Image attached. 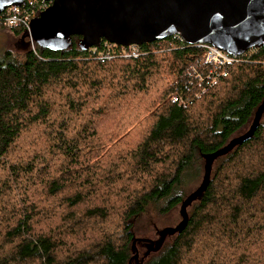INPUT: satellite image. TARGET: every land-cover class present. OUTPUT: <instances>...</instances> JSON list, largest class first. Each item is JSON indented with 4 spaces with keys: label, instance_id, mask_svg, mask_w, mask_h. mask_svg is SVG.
<instances>
[{
    "label": "trees",
    "instance_id": "16d2710c",
    "mask_svg": "<svg viewBox=\"0 0 264 264\" xmlns=\"http://www.w3.org/2000/svg\"><path fill=\"white\" fill-rule=\"evenodd\" d=\"M5 29L9 37L25 33ZM22 36L20 48L15 43L0 54V264H130L135 220L181 205L204 174L203 155L250 128L264 98V46L197 96L184 71L192 49L175 38L125 58L121 45L106 49L105 40L94 52L74 36L71 46L55 51ZM105 49L110 59L99 56ZM177 88L190 103L169 99ZM115 110L126 117L116 125L135 129L132 139L110 140L122 137L124 148H117L119 167L107 169L91 152L99 123L109 118L103 115ZM215 163L186 228L145 264L191 263L182 262L186 253L201 250L196 238L209 235L218 249L255 247L239 264H264V115L248 141ZM88 229L100 237L79 247L74 237L81 241Z\"/></svg>",
    "mask_w": 264,
    "mask_h": 264
},
{
    "label": "water",
    "instance_id": "95a60500",
    "mask_svg": "<svg viewBox=\"0 0 264 264\" xmlns=\"http://www.w3.org/2000/svg\"><path fill=\"white\" fill-rule=\"evenodd\" d=\"M26 0H0V13ZM50 1V0H49ZM181 35L189 44L210 43L234 55L264 46V0H52V5L31 21L28 45L63 51L80 36L88 49L102 41L129 46L162 41ZM264 98L250 128L225 146L204 154L202 181L181 203L182 220L158 230V239L135 238L144 242L147 255L159 251L168 237L182 232L189 222V209L201 199L220 157L248 141L260 126Z\"/></svg>",
    "mask_w": 264,
    "mask_h": 264
},
{
    "label": "rangeland",
    "instance_id": "374dc122",
    "mask_svg": "<svg viewBox=\"0 0 264 264\" xmlns=\"http://www.w3.org/2000/svg\"><path fill=\"white\" fill-rule=\"evenodd\" d=\"M4 31L8 33V29H5ZM21 36L22 35L17 37L11 34V36L9 37L8 34H6L3 31H0V54L2 53L1 51L6 46L9 48H17L15 46V43H17L18 47L20 48L21 46L19 44V39ZM28 40L29 39L26 38V41ZM163 88L164 86L161 87L160 91L163 90ZM158 94L156 95L155 98L158 97ZM158 99H157V102H158ZM135 102H136V99H135ZM148 116L149 114H146L143 118H140V122H142L143 119L148 118ZM103 117H109V118L99 123L98 132L95 135V138L99 140V143L97 146L98 149L93 148L91 152V156L94 158H98L99 160L105 161L107 165V169L118 168L119 166L117 165H120V150L117 148H124L122 145L119 146V143L123 142L121 141L123 135H127V137H129L130 133L135 128H132V126H129L127 124L126 129H122L120 128V125H116L115 123L119 121V117L122 118L120 122L121 124L123 123L124 119H126L125 116H122L121 112H118L116 110L114 112L109 111L108 113H105ZM114 135H118V137L122 136L118 140L120 142L118 141L110 142V140L113 139ZM30 136L31 138H33L36 136V134H30ZM136 136H137V133L135 135V138ZM129 139H132V135L129 137ZM21 141L22 139H20V142ZM20 142H18L19 145H20ZM29 146H30V143L28 144V147ZM126 160L127 162H130L129 157H126ZM215 167H216V163L213 167V173H215ZM202 177H203V173L200 179L192 183L191 187L189 188L190 192L199 186V184L202 181ZM117 187H118V183L114 186L115 190ZM39 199L42 200V198H39ZM189 211H191V209ZM181 220H182L181 205L176 206L175 208H173L172 211L166 214H160V213L155 212L154 210H149L146 214L142 215L141 217H139V219L135 220L133 232L135 233L136 238L146 237V238H151V239H158L159 236L157 233L159 229H162L166 226H175ZM91 237L98 238L100 237V234L97 231H94V233H91V230L88 229L85 238L83 239V237H81V241H79V237L78 238L74 237V238H75V241H77L79 247H84V246H88V244L91 242L90 241ZM112 237L116 241L119 242L118 235H114ZM202 237L203 236H199V238H196V246H195L196 248L200 247L201 250H196L195 252H193V254H191V256H189L187 252L182 262H184V260L187 258H191V263L189 261L188 263H184V264H202V263L209 262V261H217V262L225 261L228 263L239 264L238 262L242 254L249 255L255 251V247H252L251 244L249 246L243 245L239 249V252L236 250L218 249V247L213 243V238L211 235L206 236L205 238L206 240L204 242L200 240L202 239ZM227 242L228 240L225 241L226 246L228 245L226 244ZM133 252H134L133 253L134 257L131 260L130 264H145L146 260L148 259V257H150V254L152 253L151 252L150 254L147 255V247L144 242H140V241L136 243V246H135V249H133ZM249 264H255V263L251 261L249 262Z\"/></svg>",
    "mask_w": 264,
    "mask_h": 264
},
{
    "label": "built area",
    "instance_id": "2783aa9c",
    "mask_svg": "<svg viewBox=\"0 0 264 264\" xmlns=\"http://www.w3.org/2000/svg\"><path fill=\"white\" fill-rule=\"evenodd\" d=\"M51 5L52 0H26L24 4L20 6H10L0 13V28L14 29L23 27L25 31H29L32 19L39 16L41 12ZM172 38L178 40L180 45L182 44V47L186 46L192 49V58L185 64L184 71L190 78V85L195 86L196 84L200 89L198 91L194 88L193 93H196L197 96L200 95V93H205L208 88H212L225 80L230 75L235 64L247 58L250 51L253 50L250 49L241 55H234L210 43L189 44L185 42L181 35H175ZM104 46L107 49L109 47H117L118 45L106 41ZM144 46L151 49L153 48L152 42H147L141 45L132 44L129 46H122V48L118 49V52L125 58H135L142 54ZM106 49L104 51H99V56L110 59L113 54L110 55L106 52ZM97 51V46H94V52ZM169 99L184 105L190 103V100H192L190 95L181 93L178 88L170 93Z\"/></svg>",
    "mask_w": 264,
    "mask_h": 264
},
{
    "label": "clouds",
    "instance_id": "9594fccd",
    "mask_svg": "<svg viewBox=\"0 0 264 264\" xmlns=\"http://www.w3.org/2000/svg\"><path fill=\"white\" fill-rule=\"evenodd\" d=\"M25 32H26V31H25ZM27 38H28V39H30L29 37H27ZM28 41H29V40H28ZM28 41H27V42H28ZM31 46H33V47H34V44H32Z\"/></svg>",
    "mask_w": 264,
    "mask_h": 264
},
{
    "label": "flooded vegetation",
    "instance_id": "af4514ba",
    "mask_svg": "<svg viewBox=\"0 0 264 264\" xmlns=\"http://www.w3.org/2000/svg\"><path fill=\"white\" fill-rule=\"evenodd\" d=\"M22 39H26V38H23V36H22Z\"/></svg>",
    "mask_w": 264,
    "mask_h": 264
}]
</instances>
